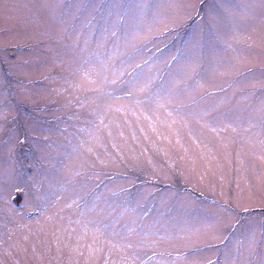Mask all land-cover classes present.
I'll return each mask as SVG.
<instances>
[{
  "label": "rangeland",
  "instance_id": "obj_1",
  "mask_svg": "<svg viewBox=\"0 0 264 264\" xmlns=\"http://www.w3.org/2000/svg\"><path fill=\"white\" fill-rule=\"evenodd\" d=\"M262 181L264 0H0V264H264Z\"/></svg>",
  "mask_w": 264,
  "mask_h": 264
},
{
  "label": "snow or ice",
  "instance_id": "obj_2",
  "mask_svg": "<svg viewBox=\"0 0 264 264\" xmlns=\"http://www.w3.org/2000/svg\"><path fill=\"white\" fill-rule=\"evenodd\" d=\"M115 35V34H113ZM84 66H82L80 69H78V71H82L85 77H88L90 74H95L97 76L100 75V71L103 70V66H104V61L98 57V56H90L88 57L84 62H83ZM92 66V67H86V66ZM97 65H99V69L100 71L97 70ZM145 88H147V85H145ZM102 91V90H101ZM141 91H144V89H141ZM101 123H103V120H101ZM262 183H264V181H262ZM109 226L105 225L104 229H107ZM96 231L103 234V230L99 227L96 228ZM141 247L143 245H140ZM113 247H115V245H113ZM121 247H127V248H132L133 245L132 244H127V245H121ZM91 249H90V253H91ZM95 251H102V249H95ZM156 253L153 252L152 256L148 257L149 260H153L156 257ZM125 264H127V258H125Z\"/></svg>",
  "mask_w": 264,
  "mask_h": 264
}]
</instances>
